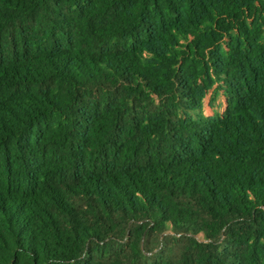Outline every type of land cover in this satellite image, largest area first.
I'll return each instance as SVG.
<instances>
[{"label":"trees","instance_id":"obj_1","mask_svg":"<svg viewBox=\"0 0 264 264\" xmlns=\"http://www.w3.org/2000/svg\"><path fill=\"white\" fill-rule=\"evenodd\" d=\"M0 264H264V0H0Z\"/></svg>","mask_w":264,"mask_h":264},{"label":"rangeland","instance_id":"obj_2","mask_svg":"<svg viewBox=\"0 0 264 264\" xmlns=\"http://www.w3.org/2000/svg\"><path fill=\"white\" fill-rule=\"evenodd\" d=\"M225 102L222 96H219L216 101L212 100V92H210L204 102V111L207 116H212L214 112H224Z\"/></svg>","mask_w":264,"mask_h":264}]
</instances>
